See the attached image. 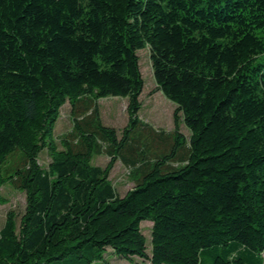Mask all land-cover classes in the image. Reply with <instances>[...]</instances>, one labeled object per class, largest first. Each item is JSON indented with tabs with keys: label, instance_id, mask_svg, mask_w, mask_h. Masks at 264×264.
<instances>
[{
	"label": "trees",
	"instance_id": "16d2710c",
	"mask_svg": "<svg viewBox=\"0 0 264 264\" xmlns=\"http://www.w3.org/2000/svg\"><path fill=\"white\" fill-rule=\"evenodd\" d=\"M146 47L155 91L177 104L170 133L139 116ZM108 96L129 98L122 136L102 119ZM117 161L134 182L124 194ZM8 183L27 206L0 229V264H93L109 248L153 264H264V0H0Z\"/></svg>",
	"mask_w": 264,
	"mask_h": 264
},
{
	"label": "rangeland",
	"instance_id": "374dc122",
	"mask_svg": "<svg viewBox=\"0 0 264 264\" xmlns=\"http://www.w3.org/2000/svg\"><path fill=\"white\" fill-rule=\"evenodd\" d=\"M140 55V66L145 79L144 91L141 94L143 106L139 111L140 118L146 123L155 127L157 131L170 133L175 128V110L177 104L169 99L162 91H155L157 84L154 76V70L148 47L138 50ZM128 97L108 96L99 99L101 115L106 125L115 127L122 136L124 127L129 122ZM73 127L71 115V104L67 102L61 109L60 118L56 126V137L61 145L62 136L69 132ZM179 127L187 138L190 137L191 131L185 124L182 114L180 116ZM40 163L48 167L51 157L47 149L40 154ZM110 157L107 155H96L93 163L106 166ZM111 180L117 187L120 194L126 193L134 186L130 170L121 162L117 161L112 174ZM27 206V196L24 191L16 189L11 184H5L0 188V229L4 226L7 215L10 211H16L17 222L24 213ZM152 226L153 222L145 220L142 222L143 232L147 237V250L152 254ZM93 264H153L150 258L135 256L134 259L128 260L115 254L112 248L105 253L104 258L95 261Z\"/></svg>",
	"mask_w": 264,
	"mask_h": 264
}]
</instances>
